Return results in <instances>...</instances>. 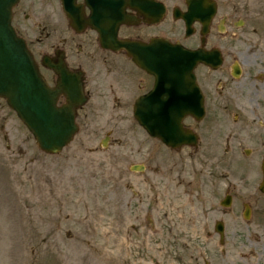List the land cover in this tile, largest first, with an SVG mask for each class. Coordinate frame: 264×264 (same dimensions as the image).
<instances>
[{
  "label": "rangeland",
  "instance_id": "obj_1",
  "mask_svg": "<svg viewBox=\"0 0 264 264\" xmlns=\"http://www.w3.org/2000/svg\"><path fill=\"white\" fill-rule=\"evenodd\" d=\"M238 1L246 10L234 19L244 26L233 28L236 35L221 34L216 44L225 64L237 52L243 72L233 82L226 67L224 74L198 70L210 102L205 118L193 123L200 134L194 152L166 148L131 112H118L99 114L94 127L81 126L61 153L46 154L0 98V264H264V194L258 190L264 97L255 96L264 88V0ZM51 20L42 22L44 32L32 21L31 36H66L62 19ZM230 91L246 103L226 109ZM194 153L195 159L188 157ZM135 163L146 166L143 173L132 172ZM163 168L173 170L169 189L186 190L173 207H165V182L151 172ZM202 178H215L223 244L217 233L206 236L212 220L191 193ZM227 187L237 198L224 208ZM245 200L250 219L243 216Z\"/></svg>",
  "mask_w": 264,
  "mask_h": 264
},
{
  "label": "flooded vegetation",
  "instance_id": "obj_2",
  "mask_svg": "<svg viewBox=\"0 0 264 264\" xmlns=\"http://www.w3.org/2000/svg\"><path fill=\"white\" fill-rule=\"evenodd\" d=\"M75 1L81 6L84 17H88L92 9L87 1ZM212 6L217 8L213 17L211 16ZM245 8L246 6L238 0H115V29L119 38L130 39L135 42L137 47H146L153 38H164L175 43L178 42L189 49L201 47L211 49L217 47L216 41H220L221 34L231 32L236 35L232 31L233 28L238 29L244 26V20L240 18L235 20L234 18L245 14ZM97 13L102 21V6L100 8L97 6ZM52 16L60 17L65 23L64 33H67L66 36L51 41L31 36L30 24L32 21H34L35 27L37 26L41 32H44L48 25L41 26V24L44 21H53L51 20ZM12 23L17 32L26 39L48 84L53 88L61 90L68 88L70 90V97L61 93L58 96L57 104L63 105L71 101L77 107L76 121L79 128L83 125L94 127L93 123L98 120L101 113L131 112L134 116L137 110H157L158 106L154 103H160L158 97L150 98L149 105H145L144 108H137L139 99L153 89L155 76L139 66L133 57L128 56L126 50H113L105 47L100 41L101 34L97 29L86 24L79 29L73 28L63 13L60 0H20L13 9ZM49 35L47 33V38ZM44 46L49 50H43ZM235 54L237 52L230 53L229 62L225 64L226 59L224 58L222 67L214 71L224 74L223 68L226 67L227 74L233 82L240 78L234 76L235 71L237 69L241 73L243 71L242 62ZM45 57H47L50 67L44 65ZM60 65L67 70L66 79L61 78L57 72ZM260 66L264 70V64H260ZM201 67L213 70L203 64L196 68L197 79L204 92L205 105L208 109L210 100L206 92L207 84L201 81L198 74ZM229 88L232 89L231 85ZM243 94L244 92L241 93V96ZM255 96L257 100L260 96L264 97V88L262 92L260 90L255 92ZM249 100H253V98L249 97ZM245 103L246 100L235 97L230 91L224 107L226 109L229 107L239 108ZM259 103L262 102H258V107L261 108L262 105ZM112 119L111 116L109 121ZM194 122L197 123L192 116L184 119L185 126L196 131L193 126ZM108 125H111L110 122ZM107 139L109 140L108 134L102 140L103 145L107 144ZM165 146L175 151L188 148L194 152L199 149V142L197 145H186L178 149ZM188 157L195 159L197 156L195 154L194 157L190 155ZM130 169L139 174L145 170ZM151 172L158 174L160 169H154ZM172 172L173 170H170L167 174L161 172V175H156V177L161 176L160 181H164V187L167 188L162 195L165 207L177 205L179 203L176 201L179 198L178 193L186 192L184 188L181 190L176 187L172 190L168 188L175 181L171 178ZM144 185L145 188L151 189L146 187L147 180ZM191 191L196 196V201L208 209L206 219L212 220V228L206 230V236L211 237L215 234L216 223L215 178L197 180L196 186ZM224 192L220 203L228 195L233 201L237 198L235 192L228 190V187ZM247 201L245 200L244 204Z\"/></svg>",
  "mask_w": 264,
  "mask_h": 264
},
{
  "label": "water",
  "instance_id": "obj_3",
  "mask_svg": "<svg viewBox=\"0 0 264 264\" xmlns=\"http://www.w3.org/2000/svg\"><path fill=\"white\" fill-rule=\"evenodd\" d=\"M18 1L0 0V97L16 111L33 134L39 148L45 153L57 154L70 143L78 131L75 111L70 105L63 107L56 105L59 90H53L48 86L25 40L12 26V9ZM62 1L71 23L79 26L80 16L77 14L74 0ZM103 2L111 9L104 16V31H112L111 42L115 48L113 2L112 0ZM91 21L93 25L96 24L95 12L91 15ZM119 44V48H125L128 52H133L135 48V43L128 40L119 41ZM139 50L144 55L142 60L146 67L157 76L158 83L160 82L157 91L164 96L160 103H154L158 106L157 110H137L136 119L152 136L160 138L172 147L197 143L198 135L183 126V119L186 116L192 115L197 120H202L205 115L204 96L197 83L194 69L199 63L217 69L222 63L221 53L216 49L190 50L166 41L161 44L158 40ZM157 94L155 91L154 95ZM147 101L140 100L137 108H144ZM134 167L138 169L139 166ZM142 168L144 166L139 167ZM262 171L260 190L264 192V159ZM222 204L229 205L230 198L227 197ZM244 216L250 217L248 207ZM216 229L220 232L223 242V223L217 222Z\"/></svg>",
  "mask_w": 264,
  "mask_h": 264
},
{
  "label": "bare ground",
  "instance_id": "obj_4",
  "mask_svg": "<svg viewBox=\"0 0 264 264\" xmlns=\"http://www.w3.org/2000/svg\"><path fill=\"white\" fill-rule=\"evenodd\" d=\"M170 171V168H163V169H160V172L158 174H160L161 172H163L164 174H167L169 173ZM167 188L166 187H163L162 188V192H166Z\"/></svg>",
  "mask_w": 264,
  "mask_h": 264
}]
</instances>
